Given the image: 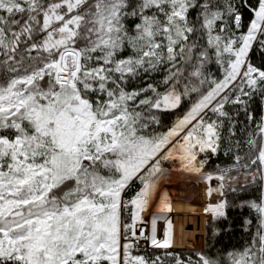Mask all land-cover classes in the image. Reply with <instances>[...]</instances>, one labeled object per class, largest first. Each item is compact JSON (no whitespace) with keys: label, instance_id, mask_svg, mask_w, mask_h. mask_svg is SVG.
Here are the masks:
<instances>
[{"label":"snow or ice","instance_id":"1","mask_svg":"<svg viewBox=\"0 0 264 264\" xmlns=\"http://www.w3.org/2000/svg\"><path fill=\"white\" fill-rule=\"evenodd\" d=\"M173 170L238 245L172 249ZM0 264H264V0H0Z\"/></svg>","mask_w":264,"mask_h":264},{"label":"trees","instance_id":"2","mask_svg":"<svg viewBox=\"0 0 264 264\" xmlns=\"http://www.w3.org/2000/svg\"><path fill=\"white\" fill-rule=\"evenodd\" d=\"M257 62H259V57L257 56ZM186 109H181L180 111L169 114L164 118V128L171 126V123L176 119L178 115H181ZM214 163H220L221 166L230 163L227 157L221 156L219 158L213 157ZM206 170H211V167ZM235 175V173H233ZM244 183L243 176H240L239 181L236 182L234 186H239V184ZM258 193L249 187L246 191H238L233 193L227 191V198L229 201L239 202L240 199H255ZM217 194L213 193L210 196V202L213 203L216 199ZM202 212H193L192 214H183L177 218L173 219V232H174V243L175 246L181 249H173L176 252L187 255L189 253L205 251V252H216L223 247H230L232 245H238L241 238V230L239 228L242 222L243 215H247V209L241 211L240 209L230 208L228 210L229 219L232 222L233 230L231 232L222 231L219 236H213L211 234L212 230L210 228L211 213L208 216L204 215ZM228 221H222L217 224V227L223 229L226 228ZM204 245V246H203ZM191 247L196 249H182L183 247ZM184 247V248H185ZM152 248L141 250V253H151Z\"/></svg>","mask_w":264,"mask_h":264},{"label":"rangeland","instance_id":"3","mask_svg":"<svg viewBox=\"0 0 264 264\" xmlns=\"http://www.w3.org/2000/svg\"><path fill=\"white\" fill-rule=\"evenodd\" d=\"M167 166V165H166ZM192 174H187V173H181L178 171L173 170L167 180L163 182L160 186V192L161 194L163 192H167L170 205H171V212L166 213V217L170 219L171 213H173V219L179 217L180 215L183 214H190L187 211H194L191 209H185L183 205H193L192 207H195V212H202L205 213L204 215L208 216L209 213L205 211L207 206L209 205L210 202V196L208 195V188L213 187L215 188L218 184L217 181L213 180L211 183L208 182L209 185H207L204 190H203V195L202 196V201L194 206V199H193V194L195 193V189H193L191 186H189V180L193 182H198L200 179L197 177L189 179L188 176ZM187 184V185H186ZM188 187V189H187ZM207 189V190H206ZM212 196V195H211ZM204 197V198H203ZM219 199V196L217 195L216 199L214 200L213 203H215ZM205 200V201H204ZM206 202V203H205ZM188 208V207H187ZM156 211V204L154 203L152 208L149 210V212H145L143 215L144 220L146 221V229H147V234H150V229H151V213H154ZM173 219H172V225H173ZM167 228V224L165 223L164 220H158L157 221V235L158 238H163V233ZM150 246V245H149ZM204 246V245H203ZM151 248V247H149ZM173 248V247H172ZM176 249H179L176 247ZM185 249H196V248H185ZM142 254V253H141Z\"/></svg>","mask_w":264,"mask_h":264},{"label":"bare ground","instance_id":"4","mask_svg":"<svg viewBox=\"0 0 264 264\" xmlns=\"http://www.w3.org/2000/svg\"><path fill=\"white\" fill-rule=\"evenodd\" d=\"M187 185V184H186ZM189 186H191L193 189H195V193L193 194V199H194V206L196 205V204H198V203H200L201 201H202V196H204L203 195V190H204V188L208 185V181H205V180H200V181H198V182H193V181H190L189 180V184H188ZM187 189H188V187H187ZM207 190V189H206ZM205 191V190H204ZM205 197V196H204ZM203 197V198H204ZM205 201V200H204ZM206 203V202H205ZM193 205H190V206H187V205H183V207L185 208V209H191L192 208V210H194L195 211V209H193V208H195V207H192ZM196 206H198V205H196ZM188 207V208H187ZM194 211H187V212H189L190 214H192ZM145 214V213H144ZM143 214V215H144Z\"/></svg>","mask_w":264,"mask_h":264},{"label":"crops","instance_id":"5","mask_svg":"<svg viewBox=\"0 0 264 264\" xmlns=\"http://www.w3.org/2000/svg\"><path fill=\"white\" fill-rule=\"evenodd\" d=\"M189 177V179H190V177H191V179H193V178H195L196 176L195 175H190V176H188ZM209 185V184H208ZM172 219H173V213H171V215H170V220L172 221ZM171 231H172V249H176V247L178 248V246H175L176 244L174 243V232H173V225H172V229H171ZM185 247V246H184ZM182 248V249H185V248H189V247H185V248ZM179 249H181V248H179Z\"/></svg>","mask_w":264,"mask_h":264},{"label":"built area","instance_id":"6","mask_svg":"<svg viewBox=\"0 0 264 264\" xmlns=\"http://www.w3.org/2000/svg\"><path fill=\"white\" fill-rule=\"evenodd\" d=\"M142 227H143V229H144V231L146 232V234H147V229H146V225L144 224V225H142ZM142 243V245H143V247L140 249V251L141 250H144V249H149V244L148 243H146V242H141Z\"/></svg>","mask_w":264,"mask_h":264}]
</instances>
